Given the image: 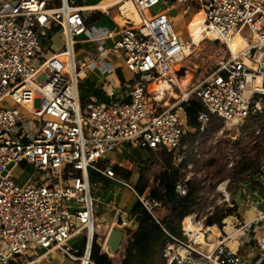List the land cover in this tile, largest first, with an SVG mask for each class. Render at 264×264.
I'll return each instance as SVG.
<instances>
[{"label":"built area","instance_id":"1","mask_svg":"<svg viewBox=\"0 0 264 264\" xmlns=\"http://www.w3.org/2000/svg\"><path fill=\"white\" fill-rule=\"evenodd\" d=\"M50 1L0 0V264H38L56 253L69 264H95L92 176L123 184L156 221L160 210L168 213L122 181L115 173L120 162L108 160L109 154L120 155V148L165 152L179 163L188 154L179 151L187 132L205 133L213 117L235 125L264 112V0H167L189 10L201 7L205 30L229 57L191 89H180L176 103L162 111L149 87L164 83L171 89L177 84L173 69L183 59L184 43L173 32L168 14H144L161 0L120 1L117 9L125 27L115 31L87 26L85 9L74 0L48 7ZM57 33L62 46L48 55ZM82 35L93 51L79 69L75 49ZM236 35L243 46L233 54L229 41ZM113 52L123 58L132 81L118 94L106 93L107 102L81 100L85 71L114 73V66L104 62ZM192 97L205 109L196 115V128L181 115ZM6 99L19 108L3 107ZM25 164L32 166L34 182L21 188L11 171ZM191 178L176 184L180 197ZM222 185L218 191L228 204L227 183ZM226 208H231L230 202ZM256 221L255 264H263L264 212ZM203 225L194 214L184 217L182 238H172L162 249L164 264H249L226 246L228 236L212 238ZM119 227H130L128 219L121 217ZM77 236H83L81 248L70 244Z\"/></svg>","mask_w":264,"mask_h":264},{"label":"rangeland","instance_id":"2","mask_svg":"<svg viewBox=\"0 0 264 264\" xmlns=\"http://www.w3.org/2000/svg\"><path fill=\"white\" fill-rule=\"evenodd\" d=\"M50 2L53 3V0ZM198 11H202L199 6L197 9L192 8L189 10L187 7L177 6L167 0H161L158 5L144 12L147 17L160 15L162 13L168 14L173 32L185 46V54L181 63H179L180 65L178 67L175 66L173 69L175 76L177 77V84L173 85L171 89H164L162 91L156 90V87L159 86L158 83L149 87V92L155 91L158 98L161 96V93L164 94L161 97L162 100L158 103L160 111L172 107V105L176 103L177 99L181 96V90L191 89L194 85L201 82L209 73L214 71L223 60L229 57L226 48L219 41L210 38L206 33L198 44L187 45L190 43V39L188 37L186 26L188 22L193 21L191 18L201 17ZM117 22L119 26L122 25L120 17L117 18ZM81 39L87 38L85 35H82L76 39L77 43H80ZM61 46L62 39H60V34L57 33L53 36L52 43L49 45L48 55L59 50ZM88 57H91V54L88 53L85 46H76L75 63L79 69L82 68L83 65L85 66L88 64ZM104 62L111 64L116 68V70H120L123 80L121 81L116 74L101 76L97 72L89 74L88 71H85L90 82L92 81L96 84L98 83V85L103 84L105 89L113 88L114 85V89L119 91L125 83L132 81V73L125 68L123 58H119L116 52H113L109 57H106ZM38 64L39 61H36L35 65ZM187 75L190 76V81L183 86L181 84L182 80ZM89 97V93L80 90L81 99L88 100ZM2 106L5 108H19L11 99H6ZM20 112L23 113V110H20ZM181 115L185 117L184 112H182ZM263 125L264 120L260 122L247 120L233 125L212 118L206 127L205 133L198 135L193 147L189 144L181 145L179 151L182 152L184 150L189 152L191 155V159L184 168L185 176L190 175L191 177L198 179L203 186L200 205L194 214L197 220L204 223L206 218L216 213L218 209H227L226 206L232 201L230 199V194L233 191L234 184L230 186L229 179L225 181H221L220 179L225 173H232V170L239 160L242 152L247 154L250 151L249 156L253 158L254 152L251 151L253 141L259 133L262 134ZM258 145L260 147L261 156L255 162L259 168L262 169L264 167V143L261 142ZM119 153L120 155H117L116 153L109 154L107 159L115 161L118 160L120 162L122 172H131V177L128 180L129 182L122 178L124 175L123 173L118 177L122 181H126L133 185L134 188L139 180V187L147 186L145 191V194H147L149 190L156 185V175L162 169V153H145L134 150L129 152V150L123 148H120ZM210 162H213L212 166H208ZM32 175L33 168L29 164L18 165L11 171L12 180L21 188L34 182L32 180ZM223 183H227L225 189L227 194H229L228 204L222 202V193L221 191H218V188L221 187ZM228 187L229 190L227 189ZM136 203L137 199L133 195L129 204L134 205ZM159 214L162 217L165 216V212L163 210H160ZM206 228L207 227L205 226L204 229ZM97 231L98 227L95 221V233ZM73 240V243L70 242L71 245L76 241L78 242L80 237H77L74 241Z\"/></svg>","mask_w":264,"mask_h":264},{"label":"trees","instance_id":"3","mask_svg":"<svg viewBox=\"0 0 264 264\" xmlns=\"http://www.w3.org/2000/svg\"><path fill=\"white\" fill-rule=\"evenodd\" d=\"M59 0L48 3V7L57 5ZM196 6L193 9H197ZM196 13V12H194ZM99 14H96L97 18ZM55 33V29L49 33L52 36ZM116 75L122 81V73L120 70H116ZM95 86L90 83L81 84L80 90L89 93L94 92ZM83 101H87L81 99ZM107 102L105 95L99 101ZM204 107L201 102L192 97L187 104L183 105V111L185 113L187 124L196 128V115L200 111H204ZM214 118V117H213ZM216 119V118H215ZM249 120L254 122H260L264 120V112L258 117H252ZM262 134L259 133L253 141V147L251 151L254 152L253 158L249 156V153L242 152L240 158L234 166L232 173H225L221 177V181L229 179V185L234 184L233 194L240 182L247 180L255 174H260L261 169L255 161L261 156L259 143H264V125L262 127ZM199 131L187 132L182 140L181 145L189 144L193 147L195 141L199 135ZM258 143V144H257ZM184 151V150H183ZM182 151V152H183ZM151 152V151H149ZM186 152V151H185ZM187 156L181 162L176 163V158L172 154L162 153L163 166L161 171L156 175L155 186L149 190L146 194L151 200L160 204L161 208L167 209L168 213L165 216H160L157 221L141 206L139 202L132 208L131 216L134 219L139 217L135 231L132 234L129 241L122 264H164V258L162 257V249L164 245L171 241L172 238L181 239V222L184 217L193 215L196 213L200 201L203 186L198 179L192 177L186 182L187 191L185 196L180 197L176 193V184L182 182L185 179L184 168L187 166L188 161L191 159L189 152ZM213 162H210L208 166H212ZM115 173L117 176L124 174L122 178L129 180L131 172L123 171L121 168L115 167ZM125 176V177H124ZM94 177V176H92ZM91 177V181H92ZM126 182V181H125ZM139 182V180H138ZM135 186V190L139 195L145 194L147 186L139 187L138 183ZM229 190V187L227 188ZM236 213V204L231 201V208L218 209L216 213L207 217L204 226L212 227L216 226L219 230L224 227V220ZM98 236L95 234L91 246V259L95 264H112L110 258L101 251V246L98 244Z\"/></svg>","mask_w":264,"mask_h":264},{"label":"crops","instance_id":"4","mask_svg":"<svg viewBox=\"0 0 264 264\" xmlns=\"http://www.w3.org/2000/svg\"><path fill=\"white\" fill-rule=\"evenodd\" d=\"M74 1L85 9L83 14L87 26L105 28L108 31L120 30L125 27L123 18H121L118 13L117 0ZM101 5L107 6L106 9L99 8ZM96 14H99V17L95 18ZM118 17L121 18V26L123 27L119 26L117 22ZM77 46H85L90 54L93 51V44L90 43L88 39H81ZM113 74H116V68L115 72L111 75ZM86 79L87 80L83 84L90 83L95 86L94 92L89 97L91 100L99 101L110 91H114L116 94L121 91V89L119 91L114 89V85L113 88L105 89L103 84L98 85V83L90 82L88 75ZM92 183L95 184V221L98 227V231L95 234L98 236L97 242L101 246V251L110 258L112 264H122L126 247L136 228V226L131 227V222L133 220L131 211L135 204H129V201L132 199L133 194L129 189L124 187L123 184L112 182L104 177L94 176L92 177ZM230 199L236 204V213L228 216L224 220V227L222 230L214 226L216 233L212 235V238H214V235L219 234L223 237L228 236L229 238L226 240V246L233 252L241 255L249 264H255L259 258L256 237L260 224L256 219L264 212V167L261 169L260 174H255L247 180L240 182L233 194L230 195ZM124 215L128 216L130 227H119L118 221L120 217ZM240 226H244V228L237 232ZM114 229L121 232V240L116 250L111 249L107 244L109 233ZM77 237H80V240L71 245L73 248H81L83 245V236ZM77 237H75L74 240L77 239ZM38 264L69 263L60 254L56 253L41 259Z\"/></svg>","mask_w":264,"mask_h":264},{"label":"bare ground","instance_id":"5","mask_svg":"<svg viewBox=\"0 0 264 264\" xmlns=\"http://www.w3.org/2000/svg\"><path fill=\"white\" fill-rule=\"evenodd\" d=\"M122 0H117L116 2H120ZM107 6L105 5H101L99 6V8L101 9H106ZM125 7H128V9L131 10V5L130 3H126ZM201 15V17H197L195 19H193V21L191 22H188L187 23V26H186V30H187V33H188V37L190 39V43L187 44V45H196L199 43V41L205 36V33L209 35L210 38H213L212 35L207 32L205 30V27L203 26L204 25V14H203V11H198ZM197 13V12H196ZM134 20L135 21H138V18H137V15L134 14ZM203 23V25H202ZM214 39V38H213ZM243 46V44H241V41L239 39V37L236 35L233 39H231L229 41V50L235 54L237 52V48H240V46ZM184 54H185V46H184V51H183V57H184ZM182 61V60H181ZM181 61L179 63H181ZM177 64L176 67H178L180 64ZM190 81V76L187 75L185 78H183L182 80V85H186L188 82ZM159 86H157L156 90L159 91V90H164V89H169L168 85L167 84H164V83H160L158 84ZM181 85V86H182ZM164 94L161 93V96H159V101H161V97L163 96ZM225 185H222V187H224ZM190 227V226H188ZM206 232H209L210 236L212 237V235L214 233H216V229L213 228V227H208L207 229H205ZM193 245L199 249L202 250L201 247L197 246V243L194 242ZM210 248H212V246H210ZM204 249V248H203Z\"/></svg>","mask_w":264,"mask_h":264},{"label":"water","instance_id":"6","mask_svg":"<svg viewBox=\"0 0 264 264\" xmlns=\"http://www.w3.org/2000/svg\"><path fill=\"white\" fill-rule=\"evenodd\" d=\"M123 219H128V216L127 215H124L122 217ZM139 217H135L132 222H131V227H135L136 226V223L138 221ZM118 225L120 226L121 225V217L118 221ZM121 240V232L119 230H111L110 233H109V236H108V239H107V244L109 245V247H111V249L113 250H116L117 247H118V244Z\"/></svg>","mask_w":264,"mask_h":264}]
</instances>
